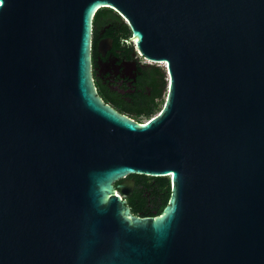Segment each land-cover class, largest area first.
I'll return each instance as SVG.
<instances>
[{"label": "water", "instance_id": "95a60500", "mask_svg": "<svg viewBox=\"0 0 264 264\" xmlns=\"http://www.w3.org/2000/svg\"><path fill=\"white\" fill-rule=\"evenodd\" d=\"M100 9L165 66L144 123L97 93ZM0 264H264V0H0Z\"/></svg>", "mask_w": 264, "mask_h": 264}, {"label": "trees", "instance_id": "16d2710c", "mask_svg": "<svg viewBox=\"0 0 264 264\" xmlns=\"http://www.w3.org/2000/svg\"><path fill=\"white\" fill-rule=\"evenodd\" d=\"M92 49L95 50L101 25H110L109 36L114 38V47L120 48L122 39L130 38L131 33L126 23L111 9L98 10L93 18ZM133 49L130 48V52ZM143 76L142 81L149 87L143 89L139 95L132 98L128 103L117 96L109 94L104 87L98 83V95L104 103H109L113 108L123 114H127L136 120L140 117L147 120L161 110L159 100L166 85L164 71L160 67L146 70L139 69ZM131 98V97H130ZM166 98V96H165ZM158 111V112H159ZM139 122V121H138ZM142 123V122H140ZM135 186L132 196L127 199L133 215L140 217H156L161 214L170 197V180L168 177H148L144 175H132Z\"/></svg>", "mask_w": 264, "mask_h": 264}, {"label": "flooded vegetation", "instance_id": "af4514ba", "mask_svg": "<svg viewBox=\"0 0 264 264\" xmlns=\"http://www.w3.org/2000/svg\"><path fill=\"white\" fill-rule=\"evenodd\" d=\"M110 29V25H101L97 40V44L99 41L111 40L110 48L99 52L96 45L95 50H91L92 75L95 87L98 91L97 85L99 83L109 94L130 103L132 98L139 95L143 89L149 90V87L142 81L143 74L139 69L146 70L155 67L139 63L138 56L135 55L137 52L130 43H127L129 38L122 39L120 48L114 47V38L108 35ZM130 48L133 51L130 52ZM108 105L111 106L109 103Z\"/></svg>", "mask_w": 264, "mask_h": 264}, {"label": "rangeland", "instance_id": "374dc122", "mask_svg": "<svg viewBox=\"0 0 264 264\" xmlns=\"http://www.w3.org/2000/svg\"><path fill=\"white\" fill-rule=\"evenodd\" d=\"M131 45H132V47L134 48V45L131 43ZM136 56H138V60H139V63L141 64V65H145V66H149V67H160V69H164L162 66H160L159 64H156V63H153V62H150V61H147V60H144L139 54L137 55V53L135 54ZM164 74H165V72H164ZM165 78V80H166V77H164ZM166 92H167V81H166V85H165V88H164V90H163V93H162V96H161V99L159 100V105H160V107L163 105V101H164V99H165V96H166ZM158 111H159V109H158ZM158 111L154 114V115H156L157 113H158ZM137 121H139V122H142V123H144L145 121H147V119L146 118H143V117H140V118H138L137 119Z\"/></svg>", "mask_w": 264, "mask_h": 264}, {"label": "built area", "instance_id": "2783aa9c", "mask_svg": "<svg viewBox=\"0 0 264 264\" xmlns=\"http://www.w3.org/2000/svg\"><path fill=\"white\" fill-rule=\"evenodd\" d=\"M159 65H160V66H162V65H164V64H162V63H159Z\"/></svg>", "mask_w": 264, "mask_h": 264}, {"label": "bare ground", "instance_id": "6f19581e", "mask_svg": "<svg viewBox=\"0 0 264 264\" xmlns=\"http://www.w3.org/2000/svg\"><path fill=\"white\" fill-rule=\"evenodd\" d=\"M162 67L164 68L165 66H164V65H162Z\"/></svg>", "mask_w": 264, "mask_h": 264}]
</instances>
